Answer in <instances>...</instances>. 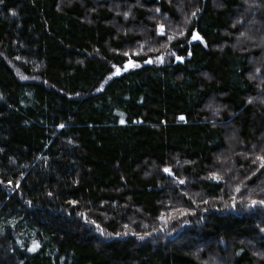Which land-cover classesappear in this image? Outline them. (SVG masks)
Masks as SVG:
<instances>
[{
  "label": "trees",
  "instance_id": "1",
  "mask_svg": "<svg viewBox=\"0 0 264 264\" xmlns=\"http://www.w3.org/2000/svg\"><path fill=\"white\" fill-rule=\"evenodd\" d=\"M259 157L264 0H0V264H264Z\"/></svg>",
  "mask_w": 264,
  "mask_h": 264
},
{
  "label": "snow or ice",
  "instance_id": "2",
  "mask_svg": "<svg viewBox=\"0 0 264 264\" xmlns=\"http://www.w3.org/2000/svg\"><path fill=\"white\" fill-rule=\"evenodd\" d=\"M157 11H159V9H157ZM193 15H195V13H193ZM161 34H162V35L164 34V32H163V27H161ZM192 39H193V40H203V38H202L198 33L194 34V35L192 36ZM147 62H148V63H151V61H147ZM119 71H120V69H117V73H119ZM249 103H251V101H249ZM181 119H184V118L181 117ZM61 127H63V125H61ZM259 159L261 160L260 167H261V168H264V157H259ZM165 171H167V172H169V173L171 174V172H170L169 169H165ZM217 178H218V177H217ZM180 183H184V181H180ZM257 203H259L260 205L264 206V200H260V201H258V202L255 201V200H253V201H252V206L255 207ZM233 206H234V205H233ZM101 232H103L102 229H101ZM141 239H143V237H141Z\"/></svg>",
  "mask_w": 264,
  "mask_h": 264
},
{
  "label": "rangeland",
  "instance_id": "3",
  "mask_svg": "<svg viewBox=\"0 0 264 264\" xmlns=\"http://www.w3.org/2000/svg\"><path fill=\"white\" fill-rule=\"evenodd\" d=\"M131 61V60H130ZM127 65V64H126ZM148 65H152V61H151V63H148ZM135 67V64H133V67L131 68V69H133ZM130 69V70H131ZM117 70V69H116ZM119 73H121V70L119 71Z\"/></svg>",
  "mask_w": 264,
  "mask_h": 264
},
{
  "label": "bare ground",
  "instance_id": "4",
  "mask_svg": "<svg viewBox=\"0 0 264 264\" xmlns=\"http://www.w3.org/2000/svg\"><path fill=\"white\" fill-rule=\"evenodd\" d=\"M130 62H132V67H133V64H134L133 61H130ZM130 62H129V63H130ZM129 63H127V65H126V69H127V70H129V69L127 68V66L129 65ZM132 67H131V68H132ZM131 68H130V69H131Z\"/></svg>",
  "mask_w": 264,
  "mask_h": 264
},
{
  "label": "water",
  "instance_id": "5",
  "mask_svg": "<svg viewBox=\"0 0 264 264\" xmlns=\"http://www.w3.org/2000/svg\"><path fill=\"white\" fill-rule=\"evenodd\" d=\"M132 67V62L129 63V65L127 66L128 69H130Z\"/></svg>",
  "mask_w": 264,
  "mask_h": 264
}]
</instances>
